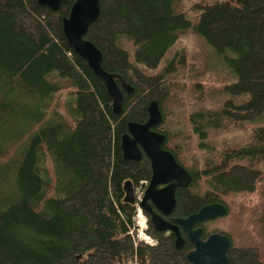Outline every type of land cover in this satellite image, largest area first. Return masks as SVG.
Here are the masks:
<instances>
[{"label":"trees","instance_id":"1","mask_svg":"<svg viewBox=\"0 0 264 264\" xmlns=\"http://www.w3.org/2000/svg\"><path fill=\"white\" fill-rule=\"evenodd\" d=\"M98 1L99 15L84 37L99 49L101 67L133 87L123 93L119 114L62 35L69 3L53 11L36 0H0V264H188L192 245L181 229L184 243L175 249L172 233L155 230L142 210L145 233L157 243L136 240L135 203L122 201L124 179L133 186L149 179L147 158L123 159L119 141L128 121L146 120L150 100L161 112L153 129L165 137L162 148L190 177L176 188L170 217L221 202L231 220L215 231L230 239L228 264H264V0L195 4L193 24L176 11L179 0ZM189 27L223 56L234 76L223 92L239 99L190 113V132L203 140L220 122L262 120L248 143L226 147L217 160L202 158L201 166L182 162L185 151L164 126L172 98L167 76L182 57L160 61ZM63 89L64 111L47 114ZM250 193L255 201L233 199ZM196 225L204 237V223Z\"/></svg>","mask_w":264,"mask_h":264},{"label":"water","instance_id":"2","mask_svg":"<svg viewBox=\"0 0 264 264\" xmlns=\"http://www.w3.org/2000/svg\"><path fill=\"white\" fill-rule=\"evenodd\" d=\"M50 10H57L62 4L69 3L66 16L61 17L62 35L74 53L80 56L91 72L102 82L111 101V111L121 112L122 97L131 94L130 86L119 74L110 73L101 67L99 49L84 37L88 27L99 15L98 0H36ZM147 117L144 122L128 121L126 132L120 137L121 156L126 160H139L141 153L147 158L150 167L149 179L136 202L140 211L149 215V221L157 231L173 235V247L179 249L184 243L180 229L192 245L185 253L188 264H228L226 251L230 239L220 232H210L202 237L199 222L221 217L226 207L221 202L200 206L197 211L184 217H170L175 205V189L188 184L190 177L185 168L173 155L162 148L164 135L153 129L161 120V112L155 100L146 106ZM160 185V187H158ZM122 201L135 203L132 182L126 178L122 182Z\"/></svg>","mask_w":264,"mask_h":264},{"label":"rangeland","instance_id":"3","mask_svg":"<svg viewBox=\"0 0 264 264\" xmlns=\"http://www.w3.org/2000/svg\"><path fill=\"white\" fill-rule=\"evenodd\" d=\"M214 1L179 0L175 6L176 11L183 13L185 18L193 24L200 12L194 5L199 3L210 4ZM123 46L128 52H131L132 47L128 41L123 40ZM173 56L182 57V60L180 64L176 65L174 72L167 76L172 98L164 105L166 110L164 126L172 136H175L171 143L177 142L182 145L185 151L180 158L182 162L189 164L192 160H196L197 166H201L202 158L214 157L217 160V154L226 147L248 143L252 130L262 125L261 119L236 123L220 122L216 128L207 129V137L203 140L197 139L196 135L190 132V123L187 117L190 113L197 111L212 112L219 108L227 99L239 100L237 97H230L223 92V86L234 81V76L230 75L223 56L217 54L201 37L196 35L191 27L178 34L176 41L167 50L160 64L170 60ZM160 64L157 68L147 70V72L157 71ZM67 98V89H63L53 95L49 101L47 114H51L52 110L63 112ZM200 142L204 144L202 149L198 148ZM45 165H48L46 161ZM142 189L140 183L133 187L136 206L133 219L136 240L145 242L146 239L151 237L145 233L147 227L146 218L141 211V217L139 216L136 204L140 199ZM247 197L254 201L256 199L255 193L240 194L233 199L243 202L249 200L245 199ZM230 220L231 217L225 215L202 222L204 223V228L210 233L217 228L225 227Z\"/></svg>","mask_w":264,"mask_h":264},{"label":"clouds","instance_id":"4","mask_svg":"<svg viewBox=\"0 0 264 264\" xmlns=\"http://www.w3.org/2000/svg\"><path fill=\"white\" fill-rule=\"evenodd\" d=\"M145 243H147L149 245H152V246H155V244L157 242L155 240L151 239V238H148V239H146Z\"/></svg>","mask_w":264,"mask_h":264},{"label":"flooded vegetation","instance_id":"5","mask_svg":"<svg viewBox=\"0 0 264 264\" xmlns=\"http://www.w3.org/2000/svg\"><path fill=\"white\" fill-rule=\"evenodd\" d=\"M179 163V162H178ZM148 181V180H147ZM147 181H140L139 183H140V186L144 189L145 188V185H146V183H147ZM132 182V181H131ZM141 183H144V184H141ZM132 186H133V183H132ZM134 187V186H133ZM158 187H160V185L158 186ZM143 189H142V191H143ZM176 190V189H175ZM171 216V215H170ZM170 216H168V217H170ZM168 217H167V219H168Z\"/></svg>","mask_w":264,"mask_h":264},{"label":"built area","instance_id":"6","mask_svg":"<svg viewBox=\"0 0 264 264\" xmlns=\"http://www.w3.org/2000/svg\"><path fill=\"white\" fill-rule=\"evenodd\" d=\"M138 214L140 215V209L138 208Z\"/></svg>","mask_w":264,"mask_h":264},{"label":"bare ground","instance_id":"7","mask_svg":"<svg viewBox=\"0 0 264 264\" xmlns=\"http://www.w3.org/2000/svg\"><path fill=\"white\" fill-rule=\"evenodd\" d=\"M141 217V215H139ZM142 226V225H141Z\"/></svg>","mask_w":264,"mask_h":264}]
</instances>
